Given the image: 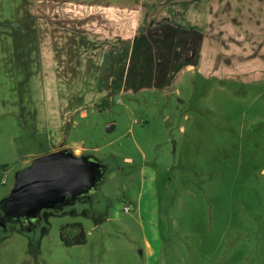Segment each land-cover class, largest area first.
Masks as SVG:
<instances>
[{"label": "rangeland", "instance_id": "obj_1", "mask_svg": "<svg viewBox=\"0 0 264 264\" xmlns=\"http://www.w3.org/2000/svg\"><path fill=\"white\" fill-rule=\"evenodd\" d=\"M137 1L0 0V200L11 192L19 170L60 148L86 154L105 167L102 180L89 193L43 207L36 217L15 221L0 213V264H264V80L248 79L263 76L259 57L264 49L258 48L260 40H233L247 36L253 17L264 20V0H254L253 11H245L242 20L248 25H239L240 32L227 23L229 16L223 17V24L209 23L213 26L207 29L211 17L203 5L209 0H193L191 23L184 20L182 7L154 11L163 34L155 29L154 39L145 40L150 49L175 42L181 53L189 36L192 47L207 36L205 49L215 59L216 45H227L225 37L233 36L232 47L223 49L229 56L225 64L201 66L203 49L197 48L191 69L177 74V65L172 81H151L160 88L138 89L149 74L137 75L143 61L134 67L136 52L132 49L129 55V49V79H114L121 72L115 65L119 72L105 93L109 88L118 94L109 106L88 108L85 116L77 113L67 129L72 108L63 113L51 109L42 117L31 113L48 89L39 86L38 77L29 78L24 68L18 69L21 55L18 64L13 63L10 31L26 23L38 25L43 34L51 26L54 30L48 34L55 32L56 40L72 43L74 26L87 25L90 10L97 27L130 37L137 33L136 20L143 14L99 4ZM145 2L150 10L152 1ZM77 9L84 11L76 22L70 12ZM168 16L171 28L161 24ZM125 20L128 34L123 31ZM137 76L144 77L134 79ZM47 78L49 91L56 90L57 82L63 92H77L78 83L61 76ZM130 85L135 88L128 90ZM52 97L47 99L51 108L56 105ZM64 98L66 104L78 101ZM28 102L33 105L25 108ZM126 205L133 208L126 211ZM73 223H82L85 243L65 242L77 234Z\"/></svg>", "mask_w": 264, "mask_h": 264}, {"label": "crops", "instance_id": "obj_2", "mask_svg": "<svg viewBox=\"0 0 264 264\" xmlns=\"http://www.w3.org/2000/svg\"><path fill=\"white\" fill-rule=\"evenodd\" d=\"M145 1H152L150 10L147 9L148 5H146L147 2ZM165 1L168 0H139L136 4L132 5L118 4L114 2L99 4L105 5V7L106 5L110 4L108 6H112L114 8L116 7L118 11L124 13L137 12L143 14L140 15L142 19L136 20V26H138L137 33L135 35H131L130 37L122 35L121 33L116 34V32H113L112 29H108L102 26L97 27L95 20L96 15L94 12H90V10L87 13V25H83L81 27L74 26V30H72L71 36V40H73L72 43L66 42V39L56 40L54 38L55 32L48 34V32L54 30V27L51 26L47 28L45 27L47 31H45V33L43 34H40L41 31H39L38 25H30L26 23H20L18 28L16 27L12 29L10 32L13 39V53H10V55L12 57L13 63L18 64L16 61L17 56L21 55L19 57L22 58V65H20L18 69L21 70L22 68H24V75L29 76V78L32 76L38 77L40 79L39 86L44 87L45 91L48 89V92L46 91L48 94L45 92L43 99H40V107L31 108V113L36 115L40 113V116L42 117V113H48V111L51 109H54L56 112L58 111L63 113L69 111L72 108L73 113L66 121L65 125L67 129L77 113L85 116L87 114L88 108H105V106H109L114 95L118 94H113L112 92L110 93L109 88L105 93L106 87L109 86L112 76H114V73L119 72L116 71L115 65H119L118 70H121V72H119V78L114 79H121L122 77L125 78V81L129 79V76L126 72L127 64H125L129 49V55L131 54L132 49L136 52L135 59L132 62L134 63V67L137 68V66H139V61L141 58L143 61L141 70L144 67V72L137 69V71H139L137 75H143L144 73L149 74V76L145 77V79L141 81L142 83L141 85H139L140 87L138 89H141L143 87L160 88V84L158 85L157 83L165 85L169 81H172L175 76L184 68L191 69V66L197 63V61L192 59V53L197 48L199 49V52L201 48L203 49L201 50V56H199V64H201V66L208 64H225L229 56L224 55L227 50L223 49L231 48L233 40L235 42L238 40L247 42L260 40L261 44L258 46V48L264 49V31L262 30L264 29V20L259 19L257 22L255 17H253V20H251L253 29L248 30V28H246L245 30L247 36H245L244 38L236 37L233 40L230 39L233 38V36H226L227 38L225 37V40H228L227 45H225V43H223L222 41H220L219 44L216 45L217 56L215 57V59L212 58L208 50L205 49V42L209 38H207V36L206 40H196L195 47L191 46V38L189 36L184 40L185 44L182 48L183 51L181 53L179 52L175 42H173V44H168V42H165L164 46L158 45L159 55H156L155 53H153V50L157 45H153V47H151L150 49L148 41L151 36L154 39L153 33L155 29H158V32L160 34H163L161 31L163 26H159L160 20H158L157 17L159 15L157 13H154V11L156 12L157 7L163 8L162 11L168 9L169 12H171L170 6H178L177 11H179L182 7L184 12V20H186L187 18L188 22L191 23L194 18V15L192 14V10L195 7L193 0H171L172 2H170L169 0L168 3L164 4ZM203 6H205V13L210 14L209 16L211 17L210 22L207 23V20L205 22L208 30L212 28L210 26H213V24L209 23L214 22L216 23V25L223 24V21H221L223 20V17L229 16L231 17V20H229L227 23L236 26L235 29H239L238 32H240L239 25H241V27L248 25L246 24V19L244 21L242 20L245 18L243 15H245V11H253L255 2L254 0H209L207 1V3L205 2V5ZM173 9L175 10V8ZM143 10L145 12H143ZM82 11H84V9H77L76 11L72 10L70 12V15H72L77 22L81 17L80 12ZM246 15L249 16L248 14ZM251 15L254 16L253 14ZM137 17H139V15H137ZM127 22L128 20L124 21V25L126 28H124L123 30L126 33L128 32ZM101 23L102 21L99 19L97 24ZM167 23H169V28H171L173 22H171L169 16L167 18H163L161 21V24L164 26ZM221 29L223 33V31H225V28L223 27ZM148 31H151V34H147ZM190 31L191 29L188 30V32ZM171 33L174 37V30H171ZM205 34H207L206 31ZM49 38H52V40H45ZM147 39L148 41H145ZM121 46H123V48H119ZM220 49L222 51H220L218 54V50ZM141 50L144 51L143 55H140ZM146 52H148V54H146ZM221 53H223L222 57ZM197 54L198 53L195 52L194 55L197 56ZM218 55L220 57H218ZM155 57H158V61H155ZM159 58H162V61L159 60ZM163 58H166V60L163 61ZM259 58L263 59L261 63L264 64V52L263 55ZM147 59L150 60L146 62ZM177 65L180 66L179 71L176 74ZM216 71L222 72L221 70L219 71V69H216ZM200 72L204 74L202 70H200ZM47 76H61V79L68 80L72 82V84L78 83L77 92L75 94L71 92H63V87L59 88L57 82H55L56 90L52 91L50 89L49 91L47 84L49 79L47 78ZM171 76L173 79L171 78ZM217 76L222 75L219 74ZM143 77L144 76H137L134 77V79H142ZM251 77V79H248L264 80V74L263 76ZM146 78L148 80H146ZM151 81H155L157 83H151ZM137 82H139V80ZM58 88L60 93L58 92ZM132 88L134 89L135 87H132L130 85V87H128L127 89L129 90ZM52 96H55L56 98V100L54 98L56 105H54L53 108L50 107L52 106V104L48 105L47 103V99ZM64 96H68L70 98L72 97L73 99H76L78 101L75 103L66 104L65 98L63 99ZM106 97H108V101L105 102ZM32 105L33 102H28L25 108H28Z\"/></svg>", "mask_w": 264, "mask_h": 264}, {"label": "water", "instance_id": "obj_3", "mask_svg": "<svg viewBox=\"0 0 264 264\" xmlns=\"http://www.w3.org/2000/svg\"><path fill=\"white\" fill-rule=\"evenodd\" d=\"M104 166L92 157L60 148L36 157L18 171L11 192L0 200L3 219L36 217L43 207L59 204L70 195L89 193L102 180Z\"/></svg>", "mask_w": 264, "mask_h": 264}, {"label": "trees", "instance_id": "obj_4", "mask_svg": "<svg viewBox=\"0 0 264 264\" xmlns=\"http://www.w3.org/2000/svg\"><path fill=\"white\" fill-rule=\"evenodd\" d=\"M72 227H76L79 230V235L77 237H74V239L66 240L68 244H82L86 242L87 234L86 231L82 225V223H73L71 225Z\"/></svg>", "mask_w": 264, "mask_h": 264}, {"label": "built area", "instance_id": "obj_5", "mask_svg": "<svg viewBox=\"0 0 264 264\" xmlns=\"http://www.w3.org/2000/svg\"><path fill=\"white\" fill-rule=\"evenodd\" d=\"M132 208H133V206H131V205H126L125 206V210L126 211H130Z\"/></svg>", "mask_w": 264, "mask_h": 264}, {"label": "flooded vegetation", "instance_id": "obj_6", "mask_svg": "<svg viewBox=\"0 0 264 264\" xmlns=\"http://www.w3.org/2000/svg\"><path fill=\"white\" fill-rule=\"evenodd\" d=\"M79 235V230H78V228H77V234L74 236V237H77ZM65 242H66V240H65ZM67 243V242H66ZM68 244V243H67ZM68 245H70V244H68Z\"/></svg>", "mask_w": 264, "mask_h": 264}]
</instances>
